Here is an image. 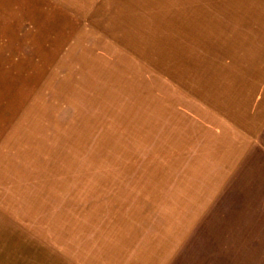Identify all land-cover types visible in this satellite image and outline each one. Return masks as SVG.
<instances>
[{"label": "rangeland", "instance_id": "rangeland-1", "mask_svg": "<svg viewBox=\"0 0 264 264\" xmlns=\"http://www.w3.org/2000/svg\"><path fill=\"white\" fill-rule=\"evenodd\" d=\"M247 2H218L212 21L183 0H0V264H144L150 246L159 264H264V123L237 147L203 144L194 109L203 76L264 67V6L233 20L239 43L227 27ZM155 170L207 194L174 247L129 218L171 213L146 202Z\"/></svg>", "mask_w": 264, "mask_h": 264}, {"label": "crops", "instance_id": "crops-1", "mask_svg": "<svg viewBox=\"0 0 264 264\" xmlns=\"http://www.w3.org/2000/svg\"><path fill=\"white\" fill-rule=\"evenodd\" d=\"M203 1L205 4H203ZM211 1L212 3H210L208 0H197V1L183 0V6L188 3L189 4L194 3V7H198L200 9L197 15L195 13L194 18H198V17L202 18L204 15H208L210 17L209 19L213 21V19L217 17L218 14L225 13L222 12V10L219 9L218 7V2L225 0H211ZM245 1H249V2H247L245 6L242 5L244 8L239 7L238 9H234L235 4L234 6L233 4H231L232 7L230 10V14L232 15H230V17H231V23L233 25H228L227 27L229 28L230 26V28H234L235 34L237 35V42L235 43H239L240 41L239 35H243L244 33L242 34L238 33L240 30H242L241 29L242 27H240L241 25H238V23L236 21L234 22L233 20L240 17V15L242 16L243 12H245L249 8H251L250 10L254 12L257 4H261L264 6V0H245ZM206 2H209L211 4L210 5L211 8L207 6ZM203 7H205V9H203ZM258 11L256 10L255 12ZM226 14L229 15L228 13ZM245 16L246 19L248 20L247 23H245V25H247L246 27L250 29V33L245 35L246 37L249 38H256V34L259 33L258 32L259 30L258 28H256L255 25L256 22L251 20V18H256V15L246 14ZM200 27L203 26L200 25ZM244 39L246 38L244 37ZM257 42L260 43V41ZM247 63L249 65L252 64L249 62ZM255 64L258 63L256 62ZM262 65H264V63ZM253 69L258 71L254 72L253 70H251L249 73H247V75H241L240 73H238L239 68L237 66L236 69L237 72L233 73L232 72L233 69L231 71H226L227 79L226 80L223 79L222 81L216 79L217 78L216 74H210L209 76L206 75L205 78L203 76L204 79L203 78L201 79L202 84L200 88L201 91H203L204 89L205 92L204 94H202L201 97H199V105L198 107H194V109L199 108L197 109V113L200 116L199 119L205 121L206 123L208 122V124H210L213 128L210 131L208 130L209 131L208 136L211 137V140L208 143L204 142L203 144H210V143L216 145L228 144V142H224V141L230 140V144L228 145L232 147L233 146L237 147V145H239V141H238L239 139H246L247 137L249 138V136L251 138L256 137L257 135L256 132L259 129V126H261V124L264 123V73H263L264 67L256 68L255 66V68ZM229 72L233 74H229ZM154 91L155 93H157L156 90ZM158 93L160 94L158 95ZM158 93H157L158 95L157 101L159 105V103H162L166 98H168L167 96L168 94H164L163 92H158ZM154 108L157 109V106L154 105ZM189 108H191V106ZM220 123H224V127H222ZM128 129H131L129 125H128ZM241 144H248V143L241 142ZM176 147L178 149V146ZM125 153L126 156L129 154L127 150ZM201 153L206 154V156L208 155L206 151H203ZM212 156L214 158V155ZM203 160L205 159H202L200 157L195 158L196 162H193L190 168L194 169L193 171L196 172V175L199 174L200 176L204 177L206 164L201 163ZM222 160L227 161L228 157H222ZM195 166L198 167L197 171ZM125 168L126 166L124 167V169ZM167 171L168 170L159 172L158 170H155L154 172H159L160 174L159 173L155 174V177L150 185H148L149 183H146L144 185V191L146 190L147 195L151 196L150 197L151 199L146 201L147 204L151 203L150 206L153 207L155 206V203L158 202L159 205L168 206L167 210H171V213H167L166 216H163L158 221L157 220H155V222L151 221V223L150 221H148L149 222L148 224L146 222V220L150 218L148 210L146 212H139L138 210H135L129 215V218H132L134 220H141V221L143 220L144 224L148 225V227L151 226L160 227L159 229L160 234H156V235L150 234L151 235L150 237L153 236L154 238H157L159 236H164L160 238H163L164 240H168L167 238L174 239L170 241V243H173L172 245H169L167 243L165 244L167 247L168 246L174 247L175 244H177L181 240V238H183L184 230L182 229L180 234H179L180 231L177 230L175 237L172 235V230L176 229L178 225H182L186 230L187 226L191 225V223L195 218V213H198L197 211H200L206 205V203L203 204V200L205 199L207 194L203 196H201V194L197 195V193H195L194 191L195 187H193V185L190 187L191 189H188L187 187L185 191L184 188L183 189L181 188L180 193L177 190L168 191L166 187L164 188V180L167 178ZM125 172L127 173V171ZM181 186L182 185H180V187ZM201 192L202 194H204L206 190H202ZM176 194H178V196H176ZM191 201H193V203L197 202L198 205L197 204L193 205ZM187 211H194V213H192L194 215L193 216L192 214L189 215L190 213H188ZM156 250L157 249H154V246L148 247L147 250L140 249L137 253V260L139 261V258L141 259L147 257L148 258L146 259L147 262H144V264H159L158 259L155 260L154 259L155 257L153 258L154 252ZM171 251L173 250L168 251L169 252L168 256L171 254ZM158 253L159 251H157L156 254ZM163 254L164 252H162V254L159 253V255H163ZM168 256L163 255L162 257L167 259ZM163 262H165V260H163ZM133 263L134 260L131 264ZM137 264L140 263L137 262Z\"/></svg>", "mask_w": 264, "mask_h": 264}]
</instances>
